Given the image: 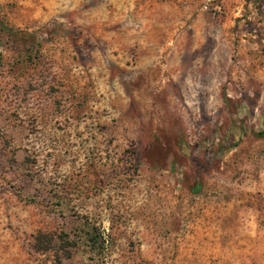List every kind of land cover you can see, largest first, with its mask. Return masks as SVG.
I'll return each instance as SVG.
<instances>
[{
	"label": "rangeland",
	"instance_id": "obj_1",
	"mask_svg": "<svg viewBox=\"0 0 264 264\" xmlns=\"http://www.w3.org/2000/svg\"><path fill=\"white\" fill-rule=\"evenodd\" d=\"M0 256L264 264V0H0Z\"/></svg>",
	"mask_w": 264,
	"mask_h": 264
},
{
	"label": "crops",
	"instance_id": "obj_2",
	"mask_svg": "<svg viewBox=\"0 0 264 264\" xmlns=\"http://www.w3.org/2000/svg\"><path fill=\"white\" fill-rule=\"evenodd\" d=\"M144 23L143 25H145ZM120 45L123 47L132 46L138 52V56L140 61L143 63L150 62L151 60L157 58L158 49L160 52L166 51L167 55H174L176 51H178V47L181 46L178 42H165L164 44L161 42H120ZM175 60L172 58V61ZM29 256H33L31 252H27ZM4 256V255H3ZM3 258L2 256H0ZM0 258V261H1ZM8 258V257H5ZM35 264V263H32Z\"/></svg>",
	"mask_w": 264,
	"mask_h": 264
},
{
	"label": "trees",
	"instance_id": "obj_3",
	"mask_svg": "<svg viewBox=\"0 0 264 264\" xmlns=\"http://www.w3.org/2000/svg\"><path fill=\"white\" fill-rule=\"evenodd\" d=\"M97 238H98L97 236H94V237L91 236L89 241L94 242L92 243L91 247L97 245L96 242L99 241V238L98 239ZM36 240L38 244L35 248H37L39 251H47L52 248L53 238L49 234H41L36 238ZM68 246L75 247V244H69ZM68 246H63V247L66 248Z\"/></svg>",
	"mask_w": 264,
	"mask_h": 264
}]
</instances>
